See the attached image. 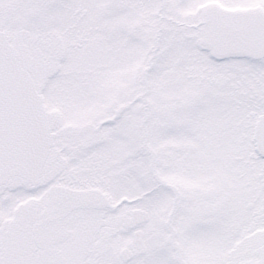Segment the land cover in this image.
I'll return each instance as SVG.
<instances>
[{"label":"snow or ice","instance_id":"1","mask_svg":"<svg viewBox=\"0 0 264 264\" xmlns=\"http://www.w3.org/2000/svg\"><path fill=\"white\" fill-rule=\"evenodd\" d=\"M0 264H264V0H0Z\"/></svg>","mask_w":264,"mask_h":264}]
</instances>
